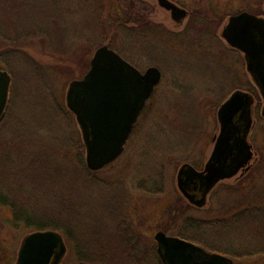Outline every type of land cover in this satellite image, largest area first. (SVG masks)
I'll return each instance as SVG.
<instances>
[{
    "label": "rangeland",
    "instance_id": "374dc122",
    "mask_svg": "<svg viewBox=\"0 0 264 264\" xmlns=\"http://www.w3.org/2000/svg\"><path fill=\"white\" fill-rule=\"evenodd\" d=\"M172 1L190 12L182 25L157 0H0V69L12 75L0 127V187H15L18 203L40 218L76 225L95 252L92 264H134L129 238L143 251L157 246L160 230L217 237L223 247H264V98L249 88L241 53L221 38L229 15L264 14V0ZM105 44L141 71L157 66L163 76L122 155L88 179L77 168L84 142L66 92ZM236 89L252 92L257 103L252 167L221 181L198 208L179 190L178 171L208 161L219 107ZM250 209L256 213H244ZM33 231L0 203V264H15ZM66 243L61 264H78Z\"/></svg>",
    "mask_w": 264,
    "mask_h": 264
},
{
    "label": "water",
    "instance_id": "95a60500",
    "mask_svg": "<svg viewBox=\"0 0 264 264\" xmlns=\"http://www.w3.org/2000/svg\"><path fill=\"white\" fill-rule=\"evenodd\" d=\"M171 12L179 24L189 12L172 0H157ZM226 41L244 53L246 69L264 98V16L243 11L229 17L222 31ZM162 78L161 70L150 66L143 73L109 45L94 53L88 72L70 82L66 104L75 115L86 148V164L99 171L118 159L135 129L148 99ZM12 76L0 69V122L9 106ZM255 96L235 90L218 110L219 134L203 171L184 163L177 176L179 190L193 204L203 207L216 185L249 168L254 158L250 134L254 126ZM264 117V106L262 108ZM197 183L201 195L190 185ZM157 251L164 264H226L220 255H211L201 247L164 231L154 235ZM68 247L57 230H37L21 243L15 264H61Z\"/></svg>",
    "mask_w": 264,
    "mask_h": 264
},
{
    "label": "trees",
    "instance_id": "16d2710c",
    "mask_svg": "<svg viewBox=\"0 0 264 264\" xmlns=\"http://www.w3.org/2000/svg\"><path fill=\"white\" fill-rule=\"evenodd\" d=\"M142 21L143 20L141 19V22ZM249 88L254 89V90L256 89L254 85L253 86L251 85ZM13 142L14 140H11V143ZM18 145L20 144L18 143L16 145L13 144L14 151L19 147ZM1 150H3V148H1ZM78 151L79 153L77 154V158H76L77 159L76 161L78 163L77 168L80 167L85 172V175L88 177V179H90L89 177L95 174L86 165L85 158H84L85 146L83 145V143H81V141L78 146ZM15 152H18V151H15ZM11 157H12L11 155H8L7 158L9 159ZM22 160L24 159L16 158V161H17L16 165L17 164L23 165L24 163L21 162ZM9 177L11 181L15 179V177L13 176V173L10 174ZM16 197H17V194H16L15 187L5 186V185L0 187V203L8 207L11 210L14 216V222L16 224L18 225L21 224L28 229H35V230H48V229L59 230L63 233L67 242H69L71 248L77 255L78 264L95 263L93 259L95 252H93L89 246L90 240L87 236H86V241L83 240V237H82L83 234H79V231L76 225H67L65 227V225H63L59 220H54V219L49 220V219L40 218L38 215L32 212L28 207H26V205L23 206L19 204L18 201L16 200ZM254 209L246 210L244 211V213L245 214L256 213L255 210L257 209L255 210ZM124 234H127V232H125ZM130 239L131 238H129L128 240L129 243L126 244L128 248L127 249L128 256H129L128 258H130V260L134 264H136V261L138 264L140 263L142 264H163L157 252L156 247L153 246L143 251H140L141 249L135 247V243H133ZM95 248L97 250L98 246H95ZM104 252L105 254H107L105 249H104ZM113 253L114 251L112 252V256H113ZM120 254L121 253H118L116 254V256H120ZM104 262L107 263V260H105Z\"/></svg>",
    "mask_w": 264,
    "mask_h": 264
},
{
    "label": "flooded vegetation",
    "instance_id": "af4514ba",
    "mask_svg": "<svg viewBox=\"0 0 264 264\" xmlns=\"http://www.w3.org/2000/svg\"><path fill=\"white\" fill-rule=\"evenodd\" d=\"M174 2V1H173ZM177 4V3H176ZM246 11V10H244ZM189 12V10H188ZM243 12V11H241ZM241 12H238V13H234V14H231L229 15L232 16V15H236V14H239ZM250 12V11H249ZM253 13V12H251ZM256 14V13H254ZM190 15V12L187 16V18L189 17ZM259 16H264V14H257ZM229 17H228V20L226 22V24L223 26V29L224 27L227 25L228 21H229ZM186 18V19H187ZM185 19V20H186ZM145 20L147 21V18L145 17ZM185 22V21H184ZM144 23V22H143ZM183 24V23H182ZM181 24V25H182ZM180 25V24H179ZM222 29V31H223ZM221 38L222 40L225 42L226 46L230 49H233L237 52H240L241 55H242V58H244L245 60V57H244V53L237 49V48H234L233 46H231L227 41L226 39L222 36V32H221ZM246 63V62H245ZM157 67V66H156ZM159 68V67H158ZM160 69V68H159ZM147 69L143 70V73L146 71ZM162 72V71H161ZM250 75V74H249ZM162 76H163V73H162ZM251 77V76H250ZM252 79V78H251ZM162 80V78H161ZM161 82V81H160ZM252 83L253 85L255 86V88L259 91L258 87L256 86V84L254 83L253 79H252ZM158 86V85H157ZM157 88V87H156ZM155 88V90H156ZM237 90V89H236ZM155 92V91H154ZM250 92V91H249ZM252 93V92H250ZM260 93V91H259ZM154 94V93H153ZM253 94V93H252ZM254 95V94H253ZM261 95V94H260ZM153 96V95H152ZM151 96V97H152ZM227 100V99H226ZM148 102L149 100L146 102V105L144 107V109L146 108V106L148 105ZM256 100H255V106H254V109L256 108ZM143 109V111H144ZM6 114H7V111H6ZM6 114L4 115L2 121L0 122V127L2 126V122L4 121V118L6 116ZM253 161V159H252ZM252 161L250 162L249 164V168L248 169H245V170H241L237 176L239 175L240 177L243 176L245 173H247L251 167H252ZM189 163V162H188ZM207 163V162H206ZM205 163V165H206ZM191 164V163H189ZM193 165V164H191ZM205 165L203 167H198V166H195L193 165L198 171H203L204 168H205ZM226 180V179H224ZM223 181V180H222ZM221 182V181H220ZM220 182L216 185V187L220 184ZM216 187L208 194L207 196V201H206V204L203 206L205 207L208 202H209V198L211 197L213 191L216 189ZM190 190L192 193L195 194L196 198L195 199H198L197 197H199L201 195V189L199 188V186L197 185V183H193L190 185ZM183 195V193H182ZM184 196V195H183ZM185 197V196H184ZM186 198V197H185ZM187 199V198H186ZM188 200V199H187ZM188 202L195 206V207H198L196 206L195 204L191 203L189 200ZM203 207H198V208H203ZM169 236H175V237H179L181 239H184L186 241H189L199 247H201L202 249H204L207 253L211 254V255H220L222 257H224L226 259V261H228L226 264H264V247H223V246H220L219 245V242L217 240V237H214V238H208V237H195V236H189V235H183V234H177V235H170V234H167ZM157 243V242H156ZM158 247V244L156 246V248Z\"/></svg>",
    "mask_w": 264,
    "mask_h": 264
}]
</instances>
